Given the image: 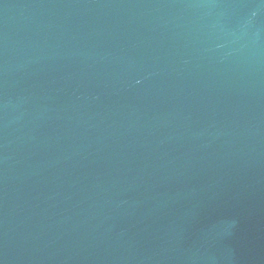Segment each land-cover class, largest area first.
Returning <instances> with one entry per match:
<instances>
[{
  "label": "water",
  "instance_id": "water-1",
  "mask_svg": "<svg viewBox=\"0 0 264 264\" xmlns=\"http://www.w3.org/2000/svg\"><path fill=\"white\" fill-rule=\"evenodd\" d=\"M0 264H264V0H0Z\"/></svg>",
  "mask_w": 264,
  "mask_h": 264
}]
</instances>
